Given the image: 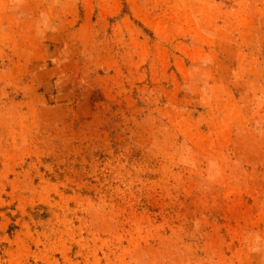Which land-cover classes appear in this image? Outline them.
Masks as SVG:
<instances>
[{"label": "rangeland", "instance_id": "374dc122", "mask_svg": "<svg viewBox=\"0 0 264 264\" xmlns=\"http://www.w3.org/2000/svg\"><path fill=\"white\" fill-rule=\"evenodd\" d=\"M0 264H264V0H0Z\"/></svg>", "mask_w": 264, "mask_h": 264}]
</instances>
